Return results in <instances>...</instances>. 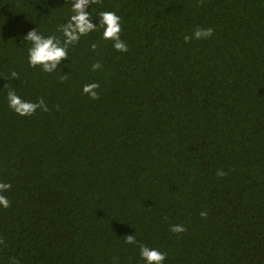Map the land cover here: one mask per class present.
<instances>
[{"label":"trees","instance_id":"16d2710c","mask_svg":"<svg viewBox=\"0 0 264 264\" xmlns=\"http://www.w3.org/2000/svg\"><path fill=\"white\" fill-rule=\"evenodd\" d=\"M73 2L0 0V264H147L140 244L163 264H264V0H101L56 71L31 67L25 35L63 41ZM198 27L213 35L186 43ZM6 84L49 111L18 115Z\"/></svg>","mask_w":264,"mask_h":264},{"label":"clouds","instance_id":"9594fccd","mask_svg":"<svg viewBox=\"0 0 264 264\" xmlns=\"http://www.w3.org/2000/svg\"><path fill=\"white\" fill-rule=\"evenodd\" d=\"M101 0H74L71 9L73 14L68 21L58 26L57 31L62 32L63 41L55 35L48 37L43 36L38 29L30 30L24 37L25 40L31 42L32 47L28 50V61L31 67H41L45 73H52L58 69V65L62 60L68 59V48L71 45L78 43L82 36L88 35L90 32L98 29L97 23L92 22V15L87 10L91 4H100ZM99 27L103 28V39L113 42V47L119 52H127V44L121 40L120 34L122 31L121 17L114 11H102L99 13ZM213 28H197L192 36L186 35L185 42H190L195 39H207L213 35ZM98 48L97 43L91 44V49L96 51ZM102 65L99 61L91 65L93 71L100 70ZM11 77L18 79V73L13 71ZM61 83L67 80V74L59 77ZM5 87H9L6 84ZM100 87L98 83L86 84L83 87V93L87 94L91 99H99L97 89ZM9 107L20 116H32L36 113L37 109L44 112L49 111V108L43 99L38 102H29L22 99L16 94L15 89L9 87L7 93ZM59 106H57V109ZM227 173L223 170L217 171V176L223 177ZM11 188V184L0 182V193H3ZM0 206L4 208L10 207V201L3 194H0ZM201 217L206 218L207 212L202 211ZM167 219V218H165ZM187 229L183 225H172L170 231L173 233H183ZM4 243V238L0 237V244ZM125 243L137 244L134 235H127ZM140 255L147 262V264H163L166 259V253H162L157 249L149 248L143 244L139 245ZM11 264H20V261L13 259Z\"/></svg>","mask_w":264,"mask_h":264}]
</instances>
